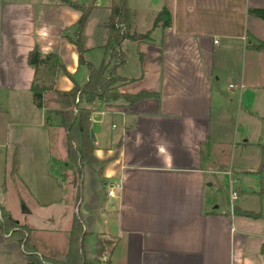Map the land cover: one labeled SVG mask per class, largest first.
<instances>
[{"label": "crops", "instance_id": "0c3cea01", "mask_svg": "<svg viewBox=\"0 0 264 264\" xmlns=\"http://www.w3.org/2000/svg\"><path fill=\"white\" fill-rule=\"evenodd\" d=\"M146 1L156 9L137 30L138 8L127 1L128 36L118 46L124 62L113 76L118 93L158 97L83 103L92 110L98 162L79 175L58 116L49 113L46 122V112L58 109L54 95L45 94L44 108L34 103L27 58L34 48L56 55L64 66L59 90L85 84L89 71L63 36L80 13L60 0H0V225L22 250V264L30 252L17 232L41 258L62 259L75 215L89 264H264V219L239 214L263 204L264 49L247 45L252 37L264 42V20L248 14L264 0ZM110 5L96 2L84 54L108 68ZM164 8L169 26L153 27ZM225 145L228 164L220 156ZM2 212L21 227L8 232ZM43 236L54 242L43 245ZM99 240L109 244L96 260Z\"/></svg>", "mask_w": 264, "mask_h": 264}, {"label": "trees", "instance_id": "16d2710c", "mask_svg": "<svg viewBox=\"0 0 264 264\" xmlns=\"http://www.w3.org/2000/svg\"><path fill=\"white\" fill-rule=\"evenodd\" d=\"M128 0H111L109 14V40L105 45L110 48L115 61L112 68H108V62L102 60L98 66L86 61L85 52V28L93 13L97 8V0H90L88 4L79 3L76 0H62V2L70 5L77 10L80 15L73 25L68 26L63 31V36L77 49L79 65H85L88 69V79L81 87L74 85L70 90H59L55 87V77L59 68H64L59 58L54 54L42 55L37 48L28 53V63L35 68L34 80L31 85L33 100L38 108L45 107V94L52 93L53 101L59 105V109L53 113L59 118V126L66 132V150L67 159L77 166L80 171L84 167H92L98 160L94 157L95 148L93 138L91 137V108L82 103L91 102L95 98L103 100L106 104L113 103L124 97L126 100L135 102L145 98H156L158 94L153 92H139L135 95H123L116 91L117 78L113 76L114 69L124 62V54L119 49V44L127 38V26L132 11L127 5ZM248 14L252 17L264 20V8H249ZM170 14L166 8L160 10L153 22V27L159 24L162 27L169 26ZM122 26H119V25ZM124 27V28H122ZM74 29L72 34H68L70 29ZM71 29V30H72ZM248 42L247 48L252 50H263L264 42L254 39ZM65 74L71 78L70 73L65 69ZM129 82L128 80H124ZM49 111L46 112V122L50 121ZM264 166V161L260 164V169ZM259 195L262 199V207L259 212L240 211L239 214L250 218L264 219V178L261 180ZM236 212V208H233ZM237 213V212H236ZM2 219L6 230L17 225V222L9 215L2 212ZM26 231L30 229L23 227ZM19 241L23 242V247L28 248L29 237L24 236L23 232H19ZM84 230L80 219L75 215L72 220L71 227L68 231L67 250L62 259L41 258L34 250H28L30 253L26 255L27 264H89L86 258L83 246ZM25 238V239H23ZM108 241L99 240L97 242V254L95 259L104 253ZM261 252L264 253V244Z\"/></svg>", "mask_w": 264, "mask_h": 264}, {"label": "rangeland", "instance_id": "374dc122", "mask_svg": "<svg viewBox=\"0 0 264 264\" xmlns=\"http://www.w3.org/2000/svg\"><path fill=\"white\" fill-rule=\"evenodd\" d=\"M60 1L62 2V0H60ZM76 1H78L79 3L88 4L90 0H76ZM108 1L109 0H97V2L99 3V5L101 7L104 4H106ZM131 3L136 8H138V9H136L137 16H136V23H135L134 28L136 30L139 28L143 29L144 26H146V24L148 23V21H150V14L152 13L153 10L156 9L155 2H153V1L148 2L146 0H131ZM72 28H74V27H72ZM71 29L68 31V34H70V35L72 34V31L74 30V29H72V30ZM113 61H115V58ZM53 98L54 97H52L51 100H53ZM58 109H59V105H58ZM49 112L53 113V110L51 109V110H49ZM239 128L240 129L243 128V121L242 120H240ZM220 156H222L223 159L225 160V163L228 164V162H229L228 160H230V145H225L224 148H222V147L220 148ZM14 227H21V226L16 225ZM22 229H24V228L22 227ZM7 231L9 232V230H7ZM3 234H4V232H3V229L0 225V264H22V260L24 257L22 250L15 248L12 241H9L10 239H6ZM16 234L17 235H14L13 238H15L16 240H18V242H20L19 241L20 234L18 232ZM24 236H25V233H24ZM46 238H47L46 236H43L42 239H40L44 243L43 245L48 244L49 241L54 242L53 239L46 240ZM24 250L28 251L31 249H29V247H28V248H25ZM65 252H66V249L63 253H60L58 255V257L62 258L64 256ZM45 258H47V257H45ZM47 259H52V258H47Z\"/></svg>", "mask_w": 264, "mask_h": 264}, {"label": "built area", "instance_id": "2783aa9c", "mask_svg": "<svg viewBox=\"0 0 264 264\" xmlns=\"http://www.w3.org/2000/svg\"><path fill=\"white\" fill-rule=\"evenodd\" d=\"M119 26H122V25L120 24ZM122 28H124V27H122ZM107 194L109 196H112L113 195V189L112 188L109 189ZM235 198H237V192L235 190H232V192H231V206H230L231 209L233 208L232 200L235 199Z\"/></svg>", "mask_w": 264, "mask_h": 264}, {"label": "water", "instance_id": "95a60500", "mask_svg": "<svg viewBox=\"0 0 264 264\" xmlns=\"http://www.w3.org/2000/svg\"><path fill=\"white\" fill-rule=\"evenodd\" d=\"M126 103H127V101H126L124 98H120V99H118V100L116 101V104H117V105H122V104H126ZM91 137H93L92 132H91Z\"/></svg>", "mask_w": 264, "mask_h": 264}]
</instances>
